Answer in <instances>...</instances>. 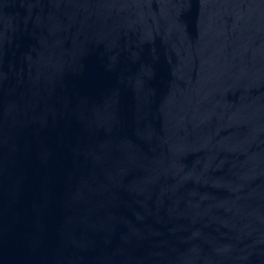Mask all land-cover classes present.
<instances>
[{
    "label": "water",
    "instance_id": "95a60500",
    "mask_svg": "<svg viewBox=\"0 0 264 264\" xmlns=\"http://www.w3.org/2000/svg\"><path fill=\"white\" fill-rule=\"evenodd\" d=\"M12 0H0V49L9 17Z\"/></svg>",
    "mask_w": 264,
    "mask_h": 264
}]
</instances>
